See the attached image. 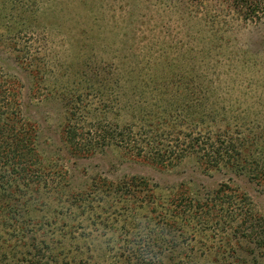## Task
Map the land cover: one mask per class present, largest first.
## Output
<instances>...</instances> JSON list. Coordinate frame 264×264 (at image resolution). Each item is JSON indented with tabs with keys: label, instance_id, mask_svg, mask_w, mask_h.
Listing matches in <instances>:
<instances>
[{
	"label": "rangeland",
	"instance_id": "1",
	"mask_svg": "<svg viewBox=\"0 0 264 264\" xmlns=\"http://www.w3.org/2000/svg\"><path fill=\"white\" fill-rule=\"evenodd\" d=\"M32 75L42 80L36 85ZM3 78L20 86L41 159L57 160L45 175L65 171L67 194L93 178L130 176L155 194L151 205L127 209L124 194L104 183L79 210L46 194L30 215L53 237L47 259L114 264L121 251L159 238L171 250L163 264H264V253L237 231L244 210L264 224V0H0ZM68 107L77 152L60 135ZM115 123L130 126L146 157L91 142ZM195 133L212 150V140L232 142L238 163L198 162L186 149ZM188 197L202 208L168 216L170 203H181L175 198ZM26 257L16 254L22 264Z\"/></svg>",
	"mask_w": 264,
	"mask_h": 264
},
{
	"label": "trees",
	"instance_id": "2",
	"mask_svg": "<svg viewBox=\"0 0 264 264\" xmlns=\"http://www.w3.org/2000/svg\"><path fill=\"white\" fill-rule=\"evenodd\" d=\"M18 60H20V66L32 67L31 63L26 61L27 59L18 57ZM34 75L37 76L35 71ZM40 80L42 79L39 78L36 81L35 78L34 83L37 85V82ZM3 81L5 83H0V231L6 230V237L0 234V264L4 262L10 264L8 261L11 264H22L24 260L21 259L19 261L16 258V254H22L25 257L28 256L26 257V264H57L53 258L47 259L49 256L46 245L51 244L53 237H49L46 233L40 232L43 230L40 221H38L41 218H37V221L33 224L34 217L30 215V212H33V208L37 209L43 202L41 199L46 197V194H49L51 199L65 197L69 199L71 209L79 210L80 204L83 203V200L87 196L95 193L98 194V192L103 194L102 184L109 183V188L113 190L111 191L112 194H124L121 202L125 203L124 205L127 209L130 208L129 206L133 208L135 204H138L140 206L139 208L152 204V200L155 197L153 188L147 186L146 180L136 176H130L129 178L123 177L122 179L113 180V182L106 181L107 179L105 177L93 178L80 193L73 195L67 194L68 191L66 192L68 190V187H65L66 181L64 176L66 172L62 171L61 168L56 173L51 172L50 179H48V176L46 177L45 175L46 171L52 167L57 169V160L55 158H48V160L43 162L44 159H41V153L35 145L36 130L32 123L28 121V118H24V109H22V105L17 100L19 98V92H16L14 88L19 89L20 86L18 83L16 84L4 78ZM2 88H4V91ZM65 115V123L61 126L60 135L63 136V142L68 148L77 152L81 148H79V144L76 141V124L70 119L71 116H74L73 109L71 107L66 108ZM101 128L102 133L97 136L96 141L92 140V143H98V145L102 143L109 146L113 145L115 148H119L123 152L126 151L128 154L134 156L148 153L147 151L146 153L143 151L145 148L139 143V137L133 136L129 125H118L115 123L114 125L108 124ZM195 135L187 140L186 149L190 156L194 155L198 162L203 163L204 166L222 161L224 164H229V166L238 163V154L235 151L237 149L232 147V142L228 140H212L211 143H216V149L212 150V147L207 144L208 138L200 137V133H195ZM219 140L222 139L219 138ZM84 146L83 148L90 147V145ZM143 157L146 156L143 155ZM163 158L166 157H161L160 159ZM225 188L224 184L220 185V187L213 191V196L218 198L224 192ZM143 190H147L149 193H142ZM174 201L181 203H170V207L166 209L168 216L172 213L176 218L177 216H186L194 212L195 208L196 210L202 208L200 206L201 201L195 198L188 197L186 201L175 198ZM183 205L189 209L184 210ZM181 208H183L181 211L182 214L179 215L178 210ZM243 212H246V215H243L244 220L241 221L240 227L237 226L238 233L243 238H250L255 246L264 253V224H261L257 219L248 218L247 211L244 210ZM1 225L4 229L1 228ZM28 225L31 227H26ZM42 226H46V222L42 223ZM172 227L169 224V228ZM161 228V225H158L156 227V233ZM180 232L182 235L183 230H180ZM160 234L159 232L156 236ZM11 241L13 243H10ZM148 241L145 244L146 249L137 247L136 249L130 248L121 251L118 262L114 264H145L147 261L152 264L155 262L163 264V259L171 254L168 245L159 246V241L166 243L159 238L148 239ZM156 250L159 251L156 252ZM24 253H27V255H24ZM231 254H233L232 257L234 258L235 252ZM233 264H237V262Z\"/></svg>",
	"mask_w": 264,
	"mask_h": 264
}]
</instances>
